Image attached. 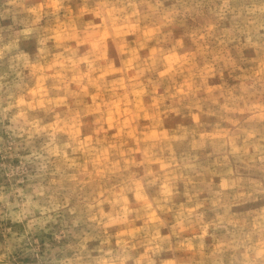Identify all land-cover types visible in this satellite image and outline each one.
Returning <instances> with one entry per match:
<instances>
[{
    "label": "clouds",
    "instance_id": "9594fccd",
    "mask_svg": "<svg viewBox=\"0 0 264 264\" xmlns=\"http://www.w3.org/2000/svg\"><path fill=\"white\" fill-rule=\"evenodd\" d=\"M0 264H264V0H0Z\"/></svg>",
    "mask_w": 264,
    "mask_h": 264
}]
</instances>
